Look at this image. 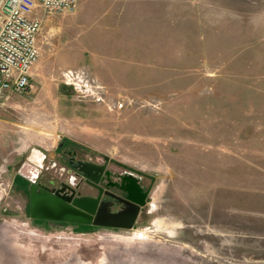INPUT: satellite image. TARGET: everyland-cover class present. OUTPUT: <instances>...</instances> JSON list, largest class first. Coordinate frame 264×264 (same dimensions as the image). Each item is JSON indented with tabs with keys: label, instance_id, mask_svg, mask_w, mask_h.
I'll list each match as a JSON object with an SVG mask.
<instances>
[{
	"label": "rangeland",
	"instance_id": "374dc122",
	"mask_svg": "<svg viewBox=\"0 0 264 264\" xmlns=\"http://www.w3.org/2000/svg\"><path fill=\"white\" fill-rule=\"evenodd\" d=\"M127 4L40 12L30 87L0 100V264H264L239 188L264 176V0ZM71 159L149 190L132 229L31 215L33 189L96 195Z\"/></svg>",
	"mask_w": 264,
	"mask_h": 264
},
{
	"label": "built area",
	"instance_id": "2783aa9c",
	"mask_svg": "<svg viewBox=\"0 0 264 264\" xmlns=\"http://www.w3.org/2000/svg\"><path fill=\"white\" fill-rule=\"evenodd\" d=\"M79 0H0V100L30 87L46 14L74 13Z\"/></svg>",
	"mask_w": 264,
	"mask_h": 264
},
{
	"label": "water",
	"instance_id": "95a60500",
	"mask_svg": "<svg viewBox=\"0 0 264 264\" xmlns=\"http://www.w3.org/2000/svg\"><path fill=\"white\" fill-rule=\"evenodd\" d=\"M85 171L87 172V170ZM133 189L135 190V187ZM130 198L133 200L129 204L130 207L112 214L103 207L97 211V203L89 197L73 198V196L45 194L33 189L31 192V215L50 220L93 222L97 226L132 229L139 216L141 205L145 201L134 195ZM71 200H73L72 203L69 202Z\"/></svg>",
	"mask_w": 264,
	"mask_h": 264
},
{
	"label": "flooded vegetation",
	"instance_id": "af4514ba",
	"mask_svg": "<svg viewBox=\"0 0 264 264\" xmlns=\"http://www.w3.org/2000/svg\"><path fill=\"white\" fill-rule=\"evenodd\" d=\"M59 147H63V143H60ZM37 157L39 158L41 156L37 154ZM69 162L75 170V175L80 178V181L82 183L86 182V184H89L97 191L95 196H87L97 203V211L100 207H103L109 213H119L130 207L129 204L133 201L130 196L132 197L133 195L145 201L141 205L140 212L146 205L149 190L142 187L140 181H138V178L133 173L126 172L115 177L107 170L104 164L90 163L83 160L74 162L73 159ZM85 164L87 165L84 168ZM133 187H135V190ZM71 196L73 198L77 197L75 194Z\"/></svg>",
	"mask_w": 264,
	"mask_h": 264
},
{
	"label": "crops",
	"instance_id": "0c3cea01",
	"mask_svg": "<svg viewBox=\"0 0 264 264\" xmlns=\"http://www.w3.org/2000/svg\"><path fill=\"white\" fill-rule=\"evenodd\" d=\"M130 1H133V0H109V6L115 7L116 9L125 8L128 6L127 2H130ZM135 1L147 3L149 0H135ZM253 150L256 151L255 157H257V159H255V158L251 159L252 166L255 168V172L259 171L261 174L262 173L264 174V166H263V163H264V146H262V145L254 146L253 145ZM259 162L261 164H259ZM249 180H251V181H249V183L256 184L257 186H253V187L246 186L243 188L239 187L241 193L247 194V195H249V197L250 196L254 197V196L260 194V195H262L261 198L264 199V176L262 175V176L257 177V176L253 175V177H251ZM245 182L247 184V181H245Z\"/></svg>",
	"mask_w": 264,
	"mask_h": 264
},
{
	"label": "bare ground",
	"instance_id": "6f19581e",
	"mask_svg": "<svg viewBox=\"0 0 264 264\" xmlns=\"http://www.w3.org/2000/svg\"><path fill=\"white\" fill-rule=\"evenodd\" d=\"M34 158H35V159H34L35 161L41 162V157L38 158V157H37V154H35V157H34Z\"/></svg>",
	"mask_w": 264,
	"mask_h": 264
}]
</instances>
